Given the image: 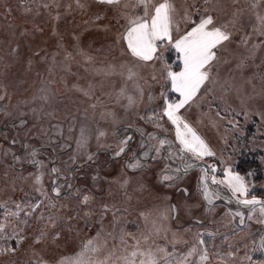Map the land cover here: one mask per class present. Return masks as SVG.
<instances>
[{"label": "rangeland", "instance_id": "1", "mask_svg": "<svg viewBox=\"0 0 264 264\" xmlns=\"http://www.w3.org/2000/svg\"><path fill=\"white\" fill-rule=\"evenodd\" d=\"M172 2L174 27L212 16L229 34L177 113L214 153H187V163L264 193V0ZM126 15L92 0H0V264H264L255 255L264 207L209 209L193 188L205 184L206 167L186 178L171 167L172 180L167 161L136 158L143 144L132 129L148 144L170 136V159L184 151L163 115L181 99L167 72L183 61L175 49L144 63L109 46L136 19ZM243 158L257 160V181L255 170H235ZM213 184L238 203L244 196Z\"/></svg>", "mask_w": 264, "mask_h": 264}, {"label": "snow or ice", "instance_id": "2", "mask_svg": "<svg viewBox=\"0 0 264 264\" xmlns=\"http://www.w3.org/2000/svg\"><path fill=\"white\" fill-rule=\"evenodd\" d=\"M100 2L113 4L118 3L119 0H100ZM139 3L145 6V15L148 16L147 0H139ZM176 12L177 9L172 0H163V2L154 7L149 19L142 22L131 21L130 23L133 26L128 29L124 38L131 54L142 61H151L154 58H159L156 55L158 41H166L181 54L183 61L182 70L180 72L170 70L167 72V78L171 81L172 90L179 93L181 99L178 102L168 104L163 115L175 126L176 138L183 146L184 151L192 153L198 158L213 156L214 153L211 152L204 141L177 113L196 95L204 82L209 79L210 66L217 59V54L214 50L218 49L223 42L229 40V34L222 31L220 27L215 26L212 16H207L201 18L199 23H196L190 31L173 40V23ZM184 16L187 18L186 11ZM176 31H179L178 27ZM158 143L163 145L165 141L161 140ZM123 151L124 148L121 147L117 155H120ZM211 171L214 172L215 168L211 167ZM225 175L227 177L225 181H217L215 177H212V183H226L234 194L247 195L243 177L231 175L230 173H225ZM37 179L39 180V178ZM165 179H168V177H165ZM216 195L219 198V194L216 193ZM205 197H209L207 189H205ZM84 201L87 202L88 197H84ZM239 202L246 206L260 203L255 198ZM237 215H240V213H237ZM61 264H79V261L64 260L61 261Z\"/></svg>", "mask_w": 264, "mask_h": 264}, {"label": "flooded vegetation", "instance_id": "3", "mask_svg": "<svg viewBox=\"0 0 264 264\" xmlns=\"http://www.w3.org/2000/svg\"><path fill=\"white\" fill-rule=\"evenodd\" d=\"M130 131L132 132V135H131L132 139L135 138V135H138L142 139L143 146L138 151H136V153H135L136 154V158L138 157L140 159H144L143 160V162L145 161L144 163L151 162L152 160H154V159H156L158 157L162 158L161 159L162 161H167L168 164H167L166 168H164V170H165L164 173H166V174H170L171 173L172 176H173L172 180H174L177 177V175L175 173L176 170H178V172L182 175L183 178H186L189 174H191L190 172L194 168L193 166H195V167H197V166L202 167L203 166L204 168L206 167L205 164H202V163L201 164L200 163L188 164L187 161L189 160L188 158H190V156H187V155L190 154V153L186 152V151H182V152L180 150L177 151V154L179 156V159L177 161L174 160V159H170L169 156H168L170 149L176 150V146L173 144L175 142L171 139L170 136L161 134L160 138L156 142H154V144H151L152 142L150 144H148V139H147V137L145 135L141 134L140 132H138V131H136L134 129H132ZM161 140L165 141L163 146L162 145L160 146V144L158 143V141H161ZM131 145H132V141L128 143L129 148H130ZM157 149H159V151H157ZM143 150H147L148 151V154H147V156L145 158H142L140 156L141 153H143L142 152ZM244 159L246 161H248L249 158L248 159L243 158V160ZM252 160L255 162L256 166H259L256 159H252ZM127 165H128V163H127ZM171 167H175L176 170L172 171ZM137 168H135V169H137ZM205 172H206V174H205L206 177L204 176L205 177V184L202 185V181H200L198 183V185L193 187L195 189L194 190V194L198 195V196H200V198H202L201 204L205 205V207H207L209 209H213V208H217V207L218 208H227L228 209L227 204H232V205L235 206L236 209H238L235 212H240V214H243V209L244 208L241 207L242 203L236 202L231 196H229L228 193H227L228 191L226 190V188L225 189H221L217 184H213L212 183L213 172H211V170L209 168L206 167L205 168ZM254 172H255V175L258 174V169L255 170ZM176 184H177V182L174 183V185H176ZM205 189H207V192L209 193V197L208 198L205 197ZM176 191L177 192H182L185 196H187L189 194L188 189L185 186H182V185H178L176 187ZM255 191H257V193L253 194V192H255ZM216 193H218L219 194V198L222 199L221 202H219L217 200H212L211 196L212 195L217 196ZM261 193H262V191H260L257 187L250 188L249 190H247V195H244L242 197L243 198H249L251 196L252 197L253 196H258L259 197ZM262 196H263V200H264V193H262ZM242 197H240V198H242ZM243 198L241 200H245ZM258 206L264 207V204H261V205H258ZM174 207L175 206L173 205L172 208H174ZM259 212H261L260 214L262 216H264V210H260ZM242 217H244V215H242L241 218ZM244 219H245V222L238 223V224H244V223L246 224L249 219H248V217H246ZM253 222H254V220H253ZM261 239H262V242H264V232H263L262 236H260V239H257V247L255 249V255L260 257L262 259V261L264 262V260L262 258V255H261V249L264 251V248H263V246L261 244ZM208 240H210V238ZM207 243L210 244L211 242H207ZM198 244L203 249L205 248L206 242H205V240L203 239L202 236H200L198 238Z\"/></svg>", "mask_w": 264, "mask_h": 264}, {"label": "crops", "instance_id": "4", "mask_svg": "<svg viewBox=\"0 0 264 264\" xmlns=\"http://www.w3.org/2000/svg\"><path fill=\"white\" fill-rule=\"evenodd\" d=\"M93 2H96L97 5H103V6H107L111 9L115 8L117 9L121 16L123 17L125 14H127L125 17H131L130 14L136 18L134 21H137V22H142L143 20H147L149 19L150 15L153 13L154 11V7L157 6L159 3L163 2V0H147V12H148V16L145 15V6L141 3H139V0H119L118 3H113V4H107V3H102L100 2V0H92ZM185 1H187L188 3L191 2V0H180V2L184 3ZM124 8V9H123ZM189 9H191V5L188 6ZM213 18V17H212ZM119 21H121V18L119 19ZM178 24H180V22L178 21ZM177 24V25H178ZM183 24L181 25H178L179 27V31L177 32L176 31V28L177 27H174V23H173V40L177 39L180 35H183L185 34L186 32L190 31L191 30V23H189L185 29L184 28H181ZM133 25L130 23L127 25V27H125V29H123V36H122V39L120 40H117L116 42L114 41V38L112 37V39H108L109 42L111 43L109 46L112 45V42L111 40H113V45L114 46H119L125 53L127 51V54L128 56H133L131 54V51L128 49V45H127V41L126 39L124 38L127 34V31L130 27H132ZM195 26V25H194ZM181 28V29H180ZM110 38V36H109ZM158 44V49H157V57L159 56V49L161 48H164V49H174L170 44H168L166 41L165 42H157ZM108 46V47H109ZM111 47V48H115V47ZM179 53V52H177ZM133 58H136L137 60L141 61V62H144V63H149V62H153V60H155L156 58H154L153 60L151 61H142L140 59H138L137 57H133ZM183 68V67H182ZM182 70V69H181ZM180 70V71H181ZM178 71V72H180ZM172 86V84H171ZM172 88V87H171Z\"/></svg>", "mask_w": 264, "mask_h": 264}, {"label": "trees", "instance_id": "5", "mask_svg": "<svg viewBox=\"0 0 264 264\" xmlns=\"http://www.w3.org/2000/svg\"><path fill=\"white\" fill-rule=\"evenodd\" d=\"M235 165L237 166L235 170L238 171V173L243 176L248 175L249 170L258 169V174L256 175L254 174L253 176H255L254 177L255 181H257L260 178L261 170L259 166L255 165V162L252 159L251 160L248 159V161H246L245 159L244 160L240 159V161H238L237 164Z\"/></svg>", "mask_w": 264, "mask_h": 264}, {"label": "water", "instance_id": "6", "mask_svg": "<svg viewBox=\"0 0 264 264\" xmlns=\"http://www.w3.org/2000/svg\"><path fill=\"white\" fill-rule=\"evenodd\" d=\"M193 167H195V166H193ZM258 201H260L259 204H256V205H247V206L244 205V204H241V207H243L244 209H252V208H254V207L258 206V205L264 204V200H258ZM261 255H262V258L264 260V251L262 249H261Z\"/></svg>", "mask_w": 264, "mask_h": 264}]
</instances>
